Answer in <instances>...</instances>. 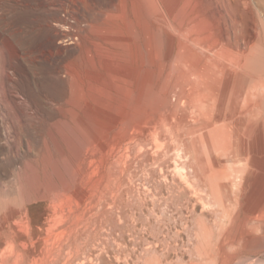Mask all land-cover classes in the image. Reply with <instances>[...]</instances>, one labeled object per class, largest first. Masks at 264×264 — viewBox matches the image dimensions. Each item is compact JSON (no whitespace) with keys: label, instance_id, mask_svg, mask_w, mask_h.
Listing matches in <instances>:
<instances>
[{"label":"rangeland","instance_id":"374dc122","mask_svg":"<svg viewBox=\"0 0 264 264\" xmlns=\"http://www.w3.org/2000/svg\"><path fill=\"white\" fill-rule=\"evenodd\" d=\"M249 64L264 0H0V264H264Z\"/></svg>","mask_w":264,"mask_h":264},{"label":"bare ground","instance_id":"6f19581e","mask_svg":"<svg viewBox=\"0 0 264 264\" xmlns=\"http://www.w3.org/2000/svg\"><path fill=\"white\" fill-rule=\"evenodd\" d=\"M173 4L175 5V2H173ZM248 67H249V71H252L253 73L257 74V77H255V78L252 77L254 79H251V81L247 83L245 78H243V76H241L239 83H238L239 87H241V88H238L235 90L234 95H233V99H234V102H236L239 97L242 98L243 91L245 89H249V93L246 97L247 101L245 100V103H248L246 106L251 107V108H248L247 110L251 111V112H255V108H258V109H260V112L256 113V115L253 114L252 115L253 120H251V122L248 124L243 120L242 117H240V119H235L234 125L232 127V131H233V137H236L235 144L237 145L236 147L239 149L238 151H240V153L244 155L246 161L249 160L251 162V159L255 155L254 150L256 149L255 153H258L259 148L264 147V139L262 140V138H260L262 136V133H260L262 127H261V124H258V122H257L258 121L257 117L261 113H263L262 112L263 109H262V106L260 104L262 103V98L264 100V74L262 73V68L257 66V65L254 66L253 64L252 65L249 64ZM224 94H226V93H224ZM224 94H222V98H224V96H225ZM253 97L258 98V101L254 102ZM196 99H197V102L199 104L205 103L204 105L207 108L212 107V105L206 103V101H207L206 97L202 93L197 94ZM213 101H214V99H213ZM205 110H207V109H205ZM263 122H264V120H263ZM254 146H256L257 148L256 147L254 148ZM241 160L243 161L242 158H241ZM249 166L250 165L247 164V167L244 169V171L245 170L250 171Z\"/></svg>","mask_w":264,"mask_h":264}]
</instances>
